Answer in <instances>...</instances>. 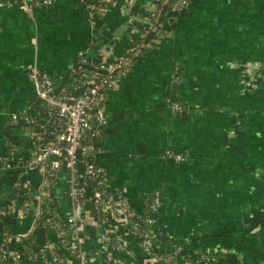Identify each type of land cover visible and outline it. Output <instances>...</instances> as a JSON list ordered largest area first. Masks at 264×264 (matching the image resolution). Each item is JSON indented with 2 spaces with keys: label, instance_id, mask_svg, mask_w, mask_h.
Wrapping results in <instances>:
<instances>
[{
  "label": "crops",
  "instance_id": "0c3cea01",
  "mask_svg": "<svg viewBox=\"0 0 264 264\" xmlns=\"http://www.w3.org/2000/svg\"><path fill=\"white\" fill-rule=\"evenodd\" d=\"M154 1L113 0L96 20L79 0H53L31 16L17 5H0V156L27 154L31 146L30 129L10 117L33 101L25 66L34 62L58 82L77 66L79 50L96 61L118 58L139 36ZM171 16L155 46L107 91L95 159L135 211L144 208L146 193L161 191L153 234L160 250L180 242L186 254L209 252L210 264H264V0H190ZM172 100L190 109L173 112ZM165 147L187 159L162 160ZM16 169L0 168V207L8 210L0 242L13 248L33 234L26 246L50 241L74 259L60 238L66 226L48 230L22 211L31 178L33 203L49 196L59 219L70 214L61 162L53 186L43 185L36 166ZM121 224L111 212L98 218L85 201L86 264H102L101 232ZM143 255L138 246L121 254L127 264H141ZM18 264L44 263L24 257Z\"/></svg>",
  "mask_w": 264,
  "mask_h": 264
},
{
  "label": "built area",
  "instance_id": "2783aa9c",
  "mask_svg": "<svg viewBox=\"0 0 264 264\" xmlns=\"http://www.w3.org/2000/svg\"><path fill=\"white\" fill-rule=\"evenodd\" d=\"M91 20L103 14L113 0H79ZM190 0H174L167 8L166 0H155L145 14L144 27L118 58L110 61H96L84 50L77 52V66L82 69L75 74L65 75L56 82L51 74L31 62L25 66L27 77L34 89L33 101L22 112H12V120L18 121L28 129L37 128L41 136L53 140L35 142L27 154L10 151L0 156V168L17 170V167L36 166L43 185L53 186L57 182V164L63 166L64 194L71 202V212L59 219L53 211L44 216L49 209V196L37 198L33 203L31 178L25 179L24 203L22 211L33 214L34 223H40L48 230L61 232L66 226L62 242L74 259H65L57 245L50 241L42 247L19 246L11 248L0 242V261L10 259L14 264L24 257L44 264H86L88 252L83 248L81 224L85 201L92 202L93 212L102 218L107 212L122 218L116 230L101 232L102 247L97 252L102 264H127L122 253H129L131 247H139L143 252L141 264H210L212 256L203 250L193 254L183 251V243L175 242L167 251L160 250L153 239L157 213L162 204V194L154 189L145 194L144 208L135 211L127 195L111 186L108 169L95 159V153L102 150L94 143L105 128L107 119L103 102L107 91L114 82L131 71L134 62L153 48L162 36L170 14H179ZM53 0H0V5H17L31 16L35 8L48 7ZM177 79V67L173 68L169 82ZM36 102V106L33 103ZM173 112L189 110L188 105L178 100L170 102ZM187 154L165 147L160 152L162 160L183 162ZM19 176L16 181L18 183ZM56 179V180H55ZM8 210L0 207V224H5ZM68 231V232H67ZM19 240V239H18Z\"/></svg>",
  "mask_w": 264,
  "mask_h": 264
},
{
  "label": "trees",
  "instance_id": "16d2710c",
  "mask_svg": "<svg viewBox=\"0 0 264 264\" xmlns=\"http://www.w3.org/2000/svg\"><path fill=\"white\" fill-rule=\"evenodd\" d=\"M173 1L174 0H166V2H167V8H170L171 6H172V3H173ZM102 14H100V16H101ZM170 17H172L171 16V14L170 15H168V19L170 18ZM79 71H82V69H79V68H77V69H72L69 73H68V75H70V74H75V73H77V72H79ZM180 102V101H179ZM33 105L34 106H36V102H34L33 103ZM38 129L37 128H30V132H31V139L32 140H34L35 142H41V141H49V140H53L51 137H49V136H46V135H43V136H41V134H39V132L37 131ZM94 143L95 144H98V142H97V140L95 139L94 140ZM56 180V179H55ZM52 209L53 208V204H51V202H49V209ZM47 211H52V210H44V212H43V214H44V216H48V214H49V212H47ZM68 232V231H67ZM33 240V234H27V235H25V236H22L21 238H20V242H18V245L19 246H21V247H23V246H26L27 244H29L31 241Z\"/></svg>",
  "mask_w": 264,
  "mask_h": 264
}]
</instances>
